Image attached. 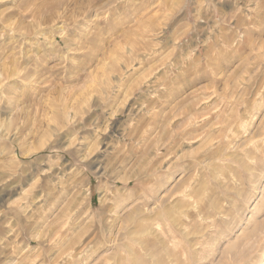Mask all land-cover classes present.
<instances>
[{
    "label": "rangeland",
    "instance_id": "374dc122",
    "mask_svg": "<svg viewBox=\"0 0 264 264\" xmlns=\"http://www.w3.org/2000/svg\"><path fill=\"white\" fill-rule=\"evenodd\" d=\"M0 264H264V0H0Z\"/></svg>",
    "mask_w": 264,
    "mask_h": 264
},
{
    "label": "bare ground",
    "instance_id": "6f19581e",
    "mask_svg": "<svg viewBox=\"0 0 264 264\" xmlns=\"http://www.w3.org/2000/svg\"><path fill=\"white\" fill-rule=\"evenodd\" d=\"M195 117V116H194ZM196 121V120H195ZM207 138V137H206Z\"/></svg>",
    "mask_w": 264,
    "mask_h": 264
}]
</instances>
